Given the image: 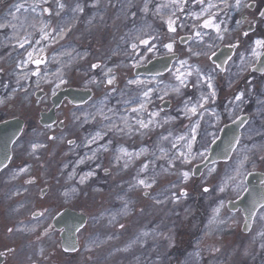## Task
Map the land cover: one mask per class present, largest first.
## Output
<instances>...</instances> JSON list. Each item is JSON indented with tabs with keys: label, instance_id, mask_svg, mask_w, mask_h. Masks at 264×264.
<instances>
[{
	"label": "rangeland",
	"instance_id": "374dc122",
	"mask_svg": "<svg viewBox=\"0 0 264 264\" xmlns=\"http://www.w3.org/2000/svg\"><path fill=\"white\" fill-rule=\"evenodd\" d=\"M209 3L217 7L209 9ZM228 3L231 7L221 0H181L179 7L172 0H0V23L7 25L0 28V113L30 117V142L52 154L51 160L57 158L58 178L65 180L73 201L80 196L78 205L88 219L81 249L65 264H264V206L248 232L241 228V209L227 207L246 189L256 155L257 171L264 172V74L250 73L264 50L255 43L264 41L259 16L264 0H242L240 7L235 0ZM20 4L24 7L17 12ZM210 15L227 30L223 40L216 39L215 28L202 26ZM169 17L176 21L174 33L168 30ZM42 24L49 26V39H42ZM149 35L158 37L155 55L139 44ZM25 37L30 43L21 48ZM184 37L189 39L182 42ZM169 42L172 52L161 46ZM222 46H235L225 71L211 60ZM173 53L177 58L166 73H135L138 66ZM181 60L186 64L179 72H191L183 85L176 79ZM127 74L143 83L130 84ZM108 78H114L111 85ZM69 87L90 90L92 97L80 105L62 101L56 112L62 131L39 124L52 96ZM149 88L153 91L145 98ZM164 100L171 101L169 108L161 107ZM142 103V110L132 111ZM241 114L250 118L229 160L212 163L195 177L194 166L208 155L224 124ZM137 120L151 123L142 129ZM137 140L144 141L137 145ZM245 156L242 175L229 179ZM141 179L150 187L139 184Z\"/></svg>",
	"mask_w": 264,
	"mask_h": 264
},
{
	"label": "flooded vegetation",
	"instance_id": "af4514ba",
	"mask_svg": "<svg viewBox=\"0 0 264 264\" xmlns=\"http://www.w3.org/2000/svg\"><path fill=\"white\" fill-rule=\"evenodd\" d=\"M255 110L257 133V107ZM15 118L22 119L24 126L12 145L9 163L0 170V264H65L81 249L85 227L76 232L77 250L70 251L65 247L64 236L69 234V228H75L79 223L75 219L74 225L66 212L73 211L77 215L74 218L86 213L78 205L80 196L73 201L70 195H64L68 193L65 180L58 178L62 171L56 173L53 165L57 158L51 160L52 154L44 153L38 147L33 149L32 135L28 131L30 117L0 113V123ZM40 121L41 113L39 124ZM54 125L60 131L64 129L62 121H56ZM256 143L257 134V148ZM253 171L257 172V155Z\"/></svg>",
	"mask_w": 264,
	"mask_h": 264
},
{
	"label": "water",
	"instance_id": "95a60500",
	"mask_svg": "<svg viewBox=\"0 0 264 264\" xmlns=\"http://www.w3.org/2000/svg\"><path fill=\"white\" fill-rule=\"evenodd\" d=\"M261 13H264V7L262 8ZM260 13V17L262 16ZM189 37L182 38V42H186ZM233 51H235V46H222L221 49H218L212 55L211 59L214 63H217L221 70H225L226 62L232 57ZM264 51V50H263ZM177 58L176 54H168L164 56L157 57L149 62L147 65L138 66L135 69L136 74H148V75H157L167 72L173 61ZM252 72L263 73L264 72V52L260 56L259 60L251 68ZM43 92H38L37 96H41ZM92 97V92L90 90H83L78 88H66L57 91L55 95L52 96L51 100L53 106L49 111L43 112L41 114V124L51 125L57 120L56 110L62 104V101L65 98H68L72 104L80 105L86 103ZM170 100H165L162 102L163 108H169ZM248 116L243 114L239 116L235 122L225 124L219 137L211 144L210 151L205 159L196 164L194 167L195 177H199L206 168L211 163L217 161H226L233 154L235 148L241 137V130L245 125ZM24 121L19 118L7 120L0 123V169L3 166L7 165L12 155V145L16 141L19 134L23 130ZM61 125V124H60ZM264 172L261 171H251L246 177L247 188L243 192L242 196L238 197L235 200H230L227 202V206L231 210L241 208L245 216V221L243 223V230L249 231L250 227L253 225V220L256 212L264 206ZM71 221L75 225V219L77 220L78 225L75 228H69V234H65V247L70 250L76 249V231L83 227L87 222V216L84 214L74 215L73 211L66 212ZM74 244V246H73ZM73 246L74 248H72ZM71 247V248H70Z\"/></svg>",
	"mask_w": 264,
	"mask_h": 264
},
{
	"label": "snow or ice",
	"instance_id": "6c2138e0",
	"mask_svg": "<svg viewBox=\"0 0 264 264\" xmlns=\"http://www.w3.org/2000/svg\"><path fill=\"white\" fill-rule=\"evenodd\" d=\"M44 2H46V0H44ZM200 3H203L204 0H199ZM181 3V0H172V4L179 7ZM183 3H187V0H183ZM221 3L224 5V7H231V5L228 3V0H221ZM241 3H242V0H235V4L237 7H240L241 6ZM24 5L23 4H20V5H17L16 6V11L18 12L21 8H23ZM61 8L64 7L63 4L60 5ZM160 7H167V5H161ZM214 7H217L216 5H213L211 3H209L208 5V8L211 9V8H214ZM145 10L147 11V7H145ZM33 11H35V8H33ZM43 12H48L49 14L51 13V10L50 9H42ZM180 11H183V8H180ZM207 11V10H205ZM11 15V13H10ZM175 15V14H173ZM262 16H264V13H261ZM176 23L175 19H173L172 17H169L168 21H167V25H168V30L170 32H176V27L174 26ZM35 25H33L34 27ZM7 27V25L5 24H2L0 23V28H5ZM13 27L15 28V25H13ZM49 26L47 24H42V26L38 29L40 32L43 33V37L42 39H49L50 38V34L49 32L46 31V29L48 28ZM203 27L204 28H215L216 30V33H217V36H216V39L218 40H223L224 39V36L221 34L222 31L226 32L227 30L224 29L222 30L221 29V26L219 23H216L215 22V15H210L207 19H204L203 20ZM52 31H56V29H52ZM66 34L64 32H61V38L63 37V35ZM30 35V33H29ZM197 37L203 39V36L200 32H196L195 34ZM244 35H247V33H244ZM158 39V37H155V36H148L147 38H140L139 39V44H142L145 46V49L144 51L145 52H150V53H153V55L156 54V52L158 51L157 47H156V44L154 43L156 40ZM27 43H30L29 40L27 39V37H25L24 39V43H21L20 44V47L23 48L24 47V44H27ZM37 43H39V41H37ZM256 45L258 47H264V41L262 40H257L256 42ZM163 48L167 49L169 52H172L173 51V43L172 42H169V43H162L161 45ZM132 48L133 49H137L138 48V45L137 44H132ZM189 52H191V49H189ZM192 55H203V53H199V52H193ZM254 55H258V53H254ZM28 58L29 60H32L33 59V54L31 52L28 53ZM34 63L36 64H40L42 63L41 60H35ZM186 64V61L184 60H181L180 61V65L181 67H183L184 65ZM93 68H97L99 67V65L97 64H93L92 65ZM109 72H111V69L108 70ZM197 71V75H199V69L196 70ZM188 75H191V72H188V73H183V72H179L178 70V75L176 77V79L180 80V83L181 85L184 84V77L188 76ZM113 79L114 78H108L107 79V83L109 85H111L113 83ZM209 79H211L209 77ZM65 81H63L61 79V83H64ZM130 84H140V83H143L142 81H139V80H132V81H129ZM208 87H212V85L209 83ZM179 89H176V91H178ZM153 89L149 88L147 91H144L143 92V96L145 98H147L149 96V93L152 92ZM212 95H215V92L212 93ZM243 97V93H241L239 96L236 97V99H241ZM209 97H204V100H208ZM4 101L3 100H0V103H3ZM145 107V105L142 103L139 105V109L137 108H133L132 111L133 112H136L138 110H142L143 108ZM200 107H203V105H201ZM191 113L193 115H195L198 111L197 107L196 106H193L191 109H190ZM152 115H157V113H153ZM151 123V120H149L148 123H145L143 120H137V124L140 125L141 128H147L149 126V124ZM121 131H123V129H121ZM192 132L195 133L196 132V128H193L192 129ZM99 135V134H98ZM54 139V137H53ZM95 137L92 139V141L90 142H95ZM164 139H167V137H165ZM180 139H184L183 137H181ZM196 139V136L195 135H192L191 136V140H195ZM69 143H71V141H69ZM33 149H36L37 147H40L39 145H33L32 146ZM189 149H191L192 145L191 143L188 145ZM123 151V150H122ZM189 155H191V153H189ZM202 155V154H201ZM181 156L183 157L184 154L181 153ZM192 159H195V157H192ZM248 160V157L245 156L244 159H242L240 162H239V165L234 169V172H235V175L234 176H230L229 179L235 181L237 177L241 176L242 175V172H241V169L244 167V164L245 162ZM185 162L188 163V159L185 157ZM125 167H127V165H125ZM146 167V166H145ZM21 171H25V169H22ZM185 177H187V173H184ZM81 183H83V180L81 181ZM139 184L141 185H145L146 187H150V185H146L145 184V181L143 179L139 180ZM205 191H208L207 188L204 189ZM220 191L223 192L224 191V188H220ZM64 195H68V193H65ZM223 205H221L222 207ZM217 215L219 214L220 212V209L217 208L214 210ZM40 215H43V213H40ZM221 223H223V221H221ZM121 227H123V225H121ZM261 235H264V233H261Z\"/></svg>",
	"mask_w": 264,
	"mask_h": 264
},
{
	"label": "bare ground",
	"instance_id": "6f19581e",
	"mask_svg": "<svg viewBox=\"0 0 264 264\" xmlns=\"http://www.w3.org/2000/svg\"><path fill=\"white\" fill-rule=\"evenodd\" d=\"M209 11V10H208ZM208 11H206L205 13H204V15H203V17L204 16H207V14H208ZM203 26V25H202ZM177 69L179 70V69H181V65H178L177 66ZM128 78H130L131 76L130 75H126ZM132 78V77H131ZM133 80H134V78H132ZM145 122V121H144ZM145 123H147V122H145ZM142 129H144V128H142ZM143 141L144 140H137L135 143L137 144V145H139V144H142L143 143ZM143 157H145V156H142L141 158H140V160L139 161H141V159H143ZM171 173V172H170Z\"/></svg>",
	"mask_w": 264,
	"mask_h": 264
}]
</instances>
